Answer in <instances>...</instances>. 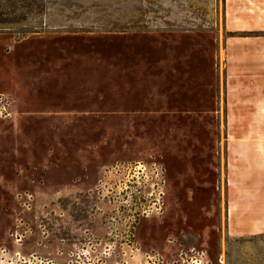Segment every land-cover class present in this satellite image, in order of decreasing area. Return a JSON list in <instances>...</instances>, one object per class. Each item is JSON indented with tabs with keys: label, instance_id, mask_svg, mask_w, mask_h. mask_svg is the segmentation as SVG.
Instances as JSON below:
<instances>
[{
	"label": "rangeland",
	"instance_id": "rangeland-1",
	"mask_svg": "<svg viewBox=\"0 0 264 264\" xmlns=\"http://www.w3.org/2000/svg\"><path fill=\"white\" fill-rule=\"evenodd\" d=\"M0 95V264H264V0H0Z\"/></svg>",
	"mask_w": 264,
	"mask_h": 264
},
{
	"label": "built area",
	"instance_id": "built-area-1",
	"mask_svg": "<svg viewBox=\"0 0 264 264\" xmlns=\"http://www.w3.org/2000/svg\"><path fill=\"white\" fill-rule=\"evenodd\" d=\"M11 114L12 113H11L8 101L3 96L0 95V118L6 119L10 117ZM136 168H138L139 170L140 168L145 169V167L141 164H137ZM159 181H160L159 179L158 181H156V185L159 184ZM189 264H208L205 252L198 251L196 253V256H194L193 258H190Z\"/></svg>",
	"mask_w": 264,
	"mask_h": 264
}]
</instances>
